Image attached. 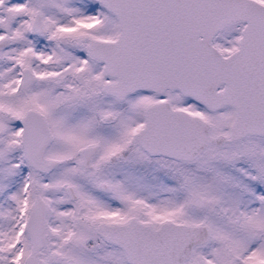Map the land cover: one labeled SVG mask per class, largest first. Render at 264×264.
<instances>
[{"label":"snow or ice","instance_id":"6c2138e0","mask_svg":"<svg viewBox=\"0 0 264 264\" xmlns=\"http://www.w3.org/2000/svg\"><path fill=\"white\" fill-rule=\"evenodd\" d=\"M0 264H264V0H0Z\"/></svg>","mask_w":264,"mask_h":264}]
</instances>
